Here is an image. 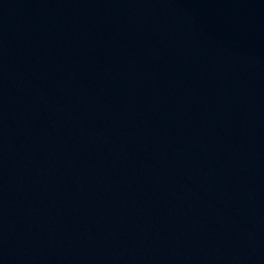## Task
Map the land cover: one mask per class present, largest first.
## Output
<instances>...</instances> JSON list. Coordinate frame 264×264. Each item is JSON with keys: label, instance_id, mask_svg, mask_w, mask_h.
<instances>
[{"label": "water", "instance_id": "1", "mask_svg": "<svg viewBox=\"0 0 264 264\" xmlns=\"http://www.w3.org/2000/svg\"><path fill=\"white\" fill-rule=\"evenodd\" d=\"M0 264H264V0H0Z\"/></svg>", "mask_w": 264, "mask_h": 264}]
</instances>
